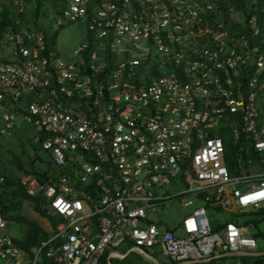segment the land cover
<instances>
[{
  "label": "built area",
  "instance_id": "2783aa9c",
  "mask_svg": "<svg viewBox=\"0 0 264 264\" xmlns=\"http://www.w3.org/2000/svg\"><path fill=\"white\" fill-rule=\"evenodd\" d=\"M62 2L57 25L83 23L91 49L68 57L19 29L23 0L15 29L0 33V140L30 126L53 168L50 183L18 180L48 237L31 256L0 207V264H111L133 249L224 264L254 252L253 222L212 229L206 208H264V0L233 26L214 0ZM173 201L188 212L168 227L157 215Z\"/></svg>",
  "mask_w": 264,
  "mask_h": 264
},
{
  "label": "rangeland",
  "instance_id": "374dc122",
  "mask_svg": "<svg viewBox=\"0 0 264 264\" xmlns=\"http://www.w3.org/2000/svg\"><path fill=\"white\" fill-rule=\"evenodd\" d=\"M19 1L20 0H0V12L3 9H8L14 18L15 13L19 11V6L17 4ZM244 1V5H248L250 2V0ZM27 2L28 4H24L28 5V8H24V13H21L22 15L20 14V17L16 18L19 20V29H28L32 32L45 34L49 40L56 43L61 53L68 57L72 55L74 50H77L83 44H87L91 49V40H88L89 34L83 23L76 22L70 24L64 23L61 26L57 25L56 22L62 16L63 9L59 11V8L56 9L51 6L47 7L46 3L50 5L53 2L52 0H45V3H40L41 5H38L34 2V0H28ZM232 10L234 11V8H232ZM227 12L230 13L229 10H227ZM249 13L250 11L248 10L247 14ZM220 14L222 19H224L223 14ZM244 16L245 15H241L239 12H235V16L234 14H231L229 16V20L231 18L240 20H230L227 26H233V22H239V24H242L246 20V17L244 18ZM256 105L260 114L259 122L264 123V90L256 97ZM40 147L39 138L33 128L19 123L10 136L0 140V170L4 172L5 169V171H8L7 174L15 176L16 165L13 162L14 156H18L22 163L28 167L29 161L31 157H34V154L35 157H37L35 161L36 167L45 170L49 159L46 152L42 151ZM34 150H36V153H34ZM200 206H203L202 202L194 200L193 208ZM255 211L256 209H249L246 215L239 217V221H251L254 223V229L250 234L253 236L257 245L254 252H264V218L257 220L258 215L250 213ZM187 212L188 210H184L178 202L173 201L165 205L163 210L158 213L157 217L160 218L168 227H172L176 225ZM206 213L212 229L220 227L227 221L231 220L230 213L226 211H215L211 208H206ZM13 214H20L29 220L37 222L41 228H45L43 227L46 223L45 218L39 217V215L32 209L31 204L28 202H24L23 206L20 209L15 210ZM7 232L13 239L22 240L26 235L27 228L22 222L11 220L8 221ZM118 250L120 252H124L126 250V246L122 245L118 248ZM152 256L162 264L169 263L168 260L157 251H155ZM263 256L264 255L257 257H230L224 258L222 262L224 264H264ZM260 261L263 262L260 263ZM112 262L114 264H149L144 258L135 253H130L123 261H119L114 258L112 259Z\"/></svg>",
  "mask_w": 264,
  "mask_h": 264
},
{
  "label": "trees",
  "instance_id": "16d2710c",
  "mask_svg": "<svg viewBox=\"0 0 264 264\" xmlns=\"http://www.w3.org/2000/svg\"><path fill=\"white\" fill-rule=\"evenodd\" d=\"M52 1H53L52 7L58 9V5H59L58 3H60L61 0H52ZM34 2H36L38 5H41L40 3L41 2L45 3V0H34ZM214 3H215V9L220 10V13L223 14L224 23L229 22V16L231 14L227 12V8L230 6L234 8V12L238 11L241 15H244V13L247 12V9L245 8L244 5L245 3L244 0H214ZM8 29H15V17L13 18L12 14H10L8 9H3L0 12V33ZM34 153H36V150H34ZM36 159L37 157H35L34 154V157H31L29 161V166L27 167L25 164L22 163L21 159L18 156H14L13 162L16 165V172H15L16 175L15 176L9 175L7 174L8 171H5L4 169V172L3 171L2 172L5 175V182L4 185L0 187V207L2 209L3 216L8 221L12 220L17 222H22L23 224H25L27 228V232L24 239L22 240L14 239V241L20 249L27 252L31 256H33L32 249L39 246V243L48 237V233L43 228H41L37 222L33 220H29L20 214L14 215L13 213L15 210L20 209L23 206L24 202H28L31 204L32 209L34 210L35 213L39 215V217L41 218L47 217L45 214V210L41 207L38 201L35 202V200L33 201L27 198L18 184L19 178L22 175H26V174H31L35 176L40 182L47 181L48 183H50L51 176L49 175V173L53 172L51 163L48 162L47 168L45 170H42L36 167V162H35ZM250 213L253 215L254 214L258 215L259 219L264 218L263 207L257 209L255 212H250ZM246 214L247 211L236 214V216L231 217V220L238 223H243L239 221V217L244 216ZM51 225L55 227V222H51ZM125 258L119 261H123ZM263 261H260V263ZM40 264H48L47 259L45 257H42V262ZM101 264H106L105 257L102 259ZM111 264H114L112 260H111ZM168 264H176V263L169 262Z\"/></svg>",
  "mask_w": 264,
  "mask_h": 264
},
{
  "label": "water",
  "instance_id": "95a60500",
  "mask_svg": "<svg viewBox=\"0 0 264 264\" xmlns=\"http://www.w3.org/2000/svg\"><path fill=\"white\" fill-rule=\"evenodd\" d=\"M130 253H135V254L141 256L150 264H162V263L158 262L156 259H154L153 257L145 254L143 251H141L139 249H133L129 253L123 254V255H114V258L118 259V260H122L123 258H125ZM262 255H264V252H248V253L247 252H240V253L225 254V255H223V257H237V256L257 257V256H262ZM178 264H203V262L191 261V262H182V263H178Z\"/></svg>",
  "mask_w": 264,
  "mask_h": 264
},
{
  "label": "crops",
  "instance_id": "0c3cea01",
  "mask_svg": "<svg viewBox=\"0 0 264 264\" xmlns=\"http://www.w3.org/2000/svg\"><path fill=\"white\" fill-rule=\"evenodd\" d=\"M27 1H28V0H23L24 3H27ZM56 3H57V2H56ZM58 4H59V5H58V8H59V9H60V8H63L64 3L62 2V0H61L60 3H58ZM46 6H47V7H48V6H51V7H52V4L49 5V4L46 3ZM25 8H28V5H25ZM48 40H49V39H48ZM48 43H49V44H54L55 42H53L52 40H49ZM45 222H46V221H45ZM43 227H45V228L48 229L47 222L43 225Z\"/></svg>",
  "mask_w": 264,
  "mask_h": 264
},
{
  "label": "bare ground",
  "instance_id": "6f19581e",
  "mask_svg": "<svg viewBox=\"0 0 264 264\" xmlns=\"http://www.w3.org/2000/svg\"><path fill=\"white\" fill-rule=\"evenodd\" d=\"M116 255H119V254H116Z\"/></svg>",
  "mask_w": 264,
  "mask_h": 264
},
{
  "label": "clouds",
  "instance_id": "9594fccd",
  "mask_svg": "<svg viewBox=\"0 0 264 264\" xmlns=\"http://www.w3.org/2000/svg\"><path fill=\"white\" fill-rule=\"evenodd\" d=\"M238 257V256H237ZM178 264V263H177Z\"/></svg>",
  "mask_w": 264,
  "mask_h": 264
}]
</instances>
